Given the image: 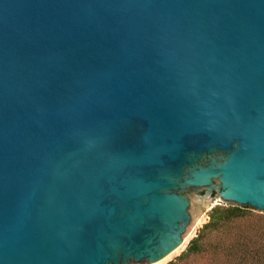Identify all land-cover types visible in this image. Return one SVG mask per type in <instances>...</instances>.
Wrapping results in <instances>:
<instances>
[{
	"label": "water",
	"instance_id": "95a60500",
	"mask_svg": "<svg viewBox=\"0 0 264 264\" xmlns=\"http://www.w3.org/2000/svg\"><path fill=\"white\" fill-rule=\"evenodd\" d=\"M213 205L264 216V0H0V264H166Z\"/></svg>",
	"mask_w": 264,
	"mask_h": 264
},
{
	"label": "trees",
	"instance_id": "16d2710c",
	"mask_svg": "<svg viewBox=\"0 0 264 264\" xmlns=\"http://www.w3.org/2000/svg\"><path fill=\"white\" fill-rule=\"evenodd\" d=\"M186 249L167 264L207 256L216 264H264V216L247 208L216 205Z\"/></svg>",
	"mask_w": 264,
	"mask_h": 264
},
{
	"label": "rangeland",
	"instance_id": "374dc122",
	"mask_svg": "<svg viewBox=\"0 0 264 264\" xmlns=\"http://www.w3.org/2000/svg\"><path fill=\"white\" fill-rule=\"evenodd\" d=\"M216 206V205H213ZM207 211H204V214L201 216V220L199 221V223L197 224V226L195 227V229L193 230V232L191 233V235L188 237V239L186 240V242L184 243V245L182 246V248L180 249V251L178 252L177 255H175L171 260H169L167 263L174 261L176 257H178L187 247L188 243L190 242V240L192 238H194L198 232V230L202 227L203 224H205L208 221V217H207ZM212 253L208 254L207 256H199V257H194V258H190L186 261L181 262L180 264H216V263H212L215 260L210 259ZM166 263V264H167Z\"/></svg>",
	"mask_w": 264,
	"mask_h": 264
}]
</instances>
